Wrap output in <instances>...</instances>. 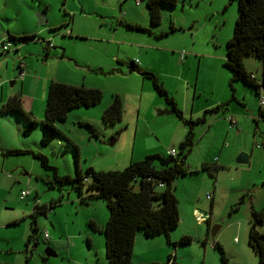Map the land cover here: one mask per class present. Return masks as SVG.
I'll use <instances>...</instances> for the list:
<instances>
[{"label": "rangeland", "instance_id": "1", "mask_svg": "<svg viewBox=\"0 0 264 264\" xmlns=\"http://www.w3.org/2000/svg\"><path fill=\"white\" fill-rule=\"evenodd\" d=\"M144 1L135 5L134 0H0V38L7 30L16 36L30 35V40L20 42L19 53L16 43L6 41L10 47L0 55V93L3 89L5 96L19 94L22 108L39 120L43 117L50 78L84 86L98 85L96 87L102 91L98 104L71 108L64 120L56 121L64 137L56 135L46 145L39 142V122L26 134V120L22 116L0 112V262L106 264L103 234L92 230L88 224L90 219L98 225L105 222L108 216L105 202L84 189L78 193L70 183L60 187L53 185L51 169L41 166L29 151L43 153L58 174L70 176L75 175L76 166L82 172L88 166L95 170L122 169L129 161L147 154L166 153L168 148L176 149L177 143L171 144L167 138L157 139L152 133L156 128L153 118H142L143 110L159 96L150 78L138 70L156 75L154 70L160 66L159 57L168 56L175 63V57L184 51L182 63L194 57L187 73L199 71L201 82L213 79L215 73H230L221 61L237 13L235 0H178L175 6L162 4L160 21L154 25L148 21ZM40 12L46 18L44 24L38 23ZM172 17L181 26H174L170 31ZM128 19L145 30L125 27L123 22ZM108 27L116 28L117 40L127 42L114 43L111 48L118 51L121 59L114 65L113 72L132 73L105 78L94 71L99 57L97 37H105ZM38 29L43 30L36 32ZM40 38L48 39L53 46L44 50ZM60 40H65L63 56ZM136 42L141 46L130 44ZM190 47L195 50V56H191ZM17 54L25 63L30 60L31 67L28 64L25 67L29 74L24 82L13 62ZM248 57L252 63L258 61L254 56ZM132 59L139 62L137 68H129L127 63ZM28 68L31 69L27 71ZM254 73L260 74L258 78L262 82L261 70ZM35 78H47V81L42 80L37 85ZM220 80L227 83L228 79L216 76V81ZM244 87L251 89L246 84ZM40 93L41 105L36 99ZM113 94L120 98L123 117L114 123H105L101 113H94L92 109L111 100ZM230 105L223 118L231 115L235 122L230 124L226 119L224 134L209 128L214 113L206 114L204 121L193 124L194 142L185 157L187 171L172 181L179 218L168 237L177 241L182 234H188L190 242L177 243L174 247L167 242L165 234L147 237L138 228L132 244L131 264L164 261L172 251L178 264H220V253L213 241L221 245L229 264H258L257 254L247 238L252 209L264 208V116L258 113L263 108L258 107L257 92L254 112L247 119L238 112L236 100ZM138 106L139 113L136 112ZM174 115L163 114L157 119L170 121L171 132H174L175 123L182 124ZM84 122L93 125L98 134H90ZM234 126L235 129H228ZM250 130H253V139L234 137ZM11 149L24 151L4 154ZM239 153L247 156L246 163L237 162ZM213 166L216 168H211ZM21 189L30 190L23 199L18 197ZM81 197L84 200H80ZM51 202H54L52 213L34 215L37 232L34 238L27 240L34 204ZM200 215L203 219L197 218ZM43 229L50 236L48 241L42 238ZM256 229L264 233V222L258 223ZM47 248L55 255L44 257Z\"/></svg>", "mask_w": 264, "mask_h": 264}, {"label": "trees", "instance_id": "2", "mask_svg": "<svg viewBox=\"0 0 264 264\" xmlns=\"http://www.w3.org/2000/svg\"><path fill=\"white\" fill-rule=\"evenodd\" d=\"M144 2L148 12V20L154 25L161 18L160 5L175 6L178 0H145ZM235 2L237 13L232 34L225 42L223 65L231 74L228 83L231 90L233 89V81L240 80L257 92L258 83L246 70L243 57L254 56L264 64V0H235ZM123 24L130 29L145 30L138 24ZM174 29L173 26H170V30ZM29 38L30 35L16 36L6 32L5 38L0 40V44L8 40L13 43L25 42L30 40ZM9 47L0 50V53H4ZM127 64L129 68H134L132 60L128 61ZM141 73L150 78L153 89L169 102L174 110L173 113L184 125L185 131L176 144L175 155L169 153L147 154L141 159L129 161L122 169L95 170L88 166L82 172L76 166L75 175L70 176L58 174L56 168L49 165V161L43 153L29 151L39 160L41 166L51 169L50 180L53 185L60 187L70 183L78 193L81 194L84 189L90 192L91 196L100 198L105 202L108 210L105 222L98 225L90 219L88 224L92 230H98L103 234L106 264H131L132 244L138 228H141L147 237L159 233L165 234L167 242L174 247L177 243H189L191 240L188 234H182L177 241H171L168 237L169 231L177 225L179 218L178 200L173 192L172 181L176 176L183 175L187 171L185 157L194 142L193 124L203 121L205 113L215 108L205 109L200 116L195 118L185 117L181 110L175 106L171 97L167 96L157 77L150 71L142 70ZM262 84H264V76ZM46 91L43 117L39 120H36L30 112L22 108L19 94L10 95L0 105V112H15L26 120L24 128L26 134L39 122L41 131L39 142L42 145H46L56 135L64 137L55 123L58 120H64L71 108L96 105L102 99V91L98 87L56 80L49 81ZM122 113L120 98L117 94H113L110 102L101 112V119L105 123H114L121 119ZM259 113L263 115V111ZM83 124L87 126L90 134H98L93 125L88 122ZM68 141L71 142L69 139ZM23 151L11 149L5 151L4 154ZM211 168L215 169L216 167ZM158 180L163 182L162 186H158ZM80 200H84V198L81 197ZM53 206L54 202L47 205L34 204L27 240L34 238L37 232V226L33 223L35 221L34 215L38 212L47 214L45 210L53 208ZM262 222H264V208L252 209L247 242L257 254L258 264H264V233L256 229V225ZM213 246L220 253V264H229L221 245L217 241H213ZM175 257V252L172 251L166 255L164 261H150L141 264H178ZM0 264L16 263L0 262Z\"/></svg>", "mask_w": 264, "mask_h": 264}, {"label": "crops", "instance_id": "3", "mask_svg": "<svg viewBox=\"0 0 264 264\" xmlns=\"http://www.w3.org/2000/svg\"><path fill=\"white\" fill-rule=\"evenodd\" d=\"M172 20H173V23L170 24V26H173V27L179 26V25L181 26V24H179L174 17H172ZM123 23L138 24L136 22H132L130 19L126 20V22H123ZM103 24H104L103 22H100V25H103ZM170 26H169V29H170ZM42 30L38 29V30H36V32H39ZM107 31H109V32L105 31L106 32L105 37H102V36L97 37L98 43H97L96 49H97V53L99 54V57L96 59L98 61L97 62L98 66H96L94 71L97 72L98 74L105 76V78H107L108 75H114L115 74V75L125 76L126 74L132 73L130 71H127L129 73H125V74L113 72L114 68L116 67L114 65L118 61H121V59H119L120 55L118 54V51L114 52L111 50V48L113 47L114 43L126 44L127 42H124L122 40H117L115 38L116 28L108 27ZM170 31H173V30H170ZM7 32L8 33L10 32L12 34V32L9 30H7ZM54 33H56V32H54ZM60 35L61 36L64 35V30L62 32H60ZM5 36H6V32H5V35L0 38V40L5 38ZM40 39L42 40L44 38H40ZM45 40H48V39H45ZM45 40L44 41L42 40L44 42L43 48H44V50L48 51L49 47H52L53 45L48 47L46 45ZM59 43H60V45H63L62 51H61V56H63L64 55L65 40H60ZM19 44L20 43H16V48H15L16 51H18V53H19V48H18ZM130 44H134V45L137 44V45L141 46V44H139L138 42L130 43ZM190 48L192 49L190 52L191 56H193V55L195 56L196 55L195 50L193 49V47H190ZM2 54H4V53H1L0 55H2ZM185 54L183 57H180V53H178V56L175 57L177 60L175 63H172L171 58L168 56L166 58L159 57L158 60H159L160 66L157 70H154L156 75L153 73L156 77L158 76V78H160V80L162 81V84L164 86L163 88L165 89V91L167 93V96L171 97L172 101L175 103V106L181 110L183 116L188 117V118H193L195 116L196 117L199 116L202 113V111L205 109H214L215 108L214 110H211V111H208L207 113H205L204 118H205L206 114L214 113L215 116H213V118H212L213 122L211 123L209 128L216 130L220 134H224V132L226 131V128H225L226 119L223 118V115H224V113H226L229 110L228 109L229 105L233 102V100H236L238 102V112L243 115L244 119H247L249 117V115H252V113L254 112L252 110V107H253V103H254L255 95H256V91L254 88H251L249 85H247V86H249L251 89H248V87L245 88L244 87L245 83L238 80V81H233V83H232L233 89L231 90L229 88V84H228L231 74L230 73L227 74L224 71H222V75L220 73H215L213 75V79H207L206 81L201 82V79L198 76L199 71H197L194 74H190V73L188 74L187 73V68L189 67V62L191 60H193L194 57H192L186 63H182V60L184 59ZM224 58H225V52H224ZM224 58L221 61L222 66H224L223 65ZM20 60L22 62L24 61L23 63H24L26 68H27L26 64H28L29 67H31L29 59L25 63V59H23L20 54H17V56L13 62L15 63V66L17 67L18 72H19ZM132 61L134 62V68L137 65H139L138 61H136L134 59H132ZM243 64H244L246 70L250 74L253 75L255 81H257V82L259 81L258 77L260 75V74L258 75V73H254L256 70H261V77L264 76V64L259 59H258V61H255V63H252L251 58L248 57V55H247V56L243 57ZM199 65H200V61H199ZM33 67H35V64L32 65V68ZM148 68L153 70V68L149 64H148ZM29 69H31V68H28L27 71H29ZM138 71H140V73H141V69H139ZM28 74H25L24 77L20 80L24 82L25 79L27 78ZM216 76L228 79L227 83L222 82L221 80L217 82ZM35 80L37 81V85H38L42 80L47 81V78L46 79L45 78H38V80L35 78ZM51 80H53V79L50 78V80H48V82ZM60 81L66 82V83L70 82L69 80H60ZM241 84H243V85H241ZM44 86H45V84H44ZM86 86L96 87L98 85L86 84ZM248 94L250 95L249 98L247 97ZM10 95H12V94L8 93L5 96L3 89H2L1 93H0V105L4 102L5 97L7 98ZM159 97H154L153 104L151 106L146 107V109L143 110L142 118L146 119L145 116H150L153 118V122H155L156 128L153 129L152 133H153V135H155V137L157 139L167 138L170 140L171 144H176L184 134V131H185L184 125L182 122H181L182 123L181 125L178 123H175V130H174V132H171L172 126L170 125L171 124L170 121L164 120V119H157L159 116L156 113L157 108L158 109L159 108H171L172 109L169 102H167L161 96H159ZM36 99L39 101L38 103H40V105H41V102H42L41 93L39 94L38 98H36ZM109 101H110L109 99L106 100V102H104L102 105H99L98 107L97 106L93 107L92 110L94 111V113H101L102 110L105 108V106H107ZM230 107H231V105H230ZM261 111H263V116H264V108ZM136 112L137 113L140 112L139 106L137 107ZM258 113H259V110H258ZM174 116L179 120V118L176 115H174ZM144 121H145V123H148L147 120H144ZM137 123H138V121H137ZM226 123H227V121H226ZM235 128H236V126L228 127V129H232V130ZM252 132H253V130L246 131V132H243L240 134H236L234 137H243L246 139H253L254 133H252ZM224 139H226V137ZM168 149H166L165 152H167ZM206 196H207V194H206ZM50 213H52V212H50Z\"/></svg>", "mask_w": 264, "mask_h": 264}, {"label": "built area", "instance_id": "4", "mask_svg": "<svg viewBox=\"0 0 264 264\" xmlns=\"http://www.w3.org/2000/svg\"><path fill=\"white\" fill-rule=\"evenodd\" d=\"M134 3L135 5H140L141 3V0H134ZM46 44L47 46H51V42H49V40L46 41ZM10 43L8 42H5V43H1L0 44V50H5L9 47ZM183 54H184V51H181L180 52V57H183ZM26 74L25 72V65L22 61L19 62V72H18V76L20 79H22L24 77V75ZM252 78L253 75L251 74L250 75ZM258 86H257V100H258V107L260 109L264 108V84H262V82L258 81ZM261 110H259L260 112ZM260 114V113H259ZM226 119L230 122V124H234L235 120L234 118L231 116V115H227L226 116ZM166 153H169L171 155H175L176 154V149L171 147L167 150ZM163 185V182L158 180V186H162ZM30 193V190L29 189H21L19 191V194H18V197L19 199H23L25 196H27L28 194ZM38 204L40 205L39 203H35V205ZM52 211V208H47L45 210L46 213H49ZM198 219H203L202 215L198 216L197 217ZM42 238L45 240V241H48L50 239V236L47 232L46 229L43 230L42 232Z\"/></svg>", "mask_w": 264, "mask_h": 264}, {"label": "water", "instance_id": "5", "mask_svg": "<svg viewBox=\"0 0 264 264\" xmlns=\"http://www.w3.org/2000/svg\"><path fill=\"white\" fill-rule=\"evenodd\" d=\"M37 20L39 24H44L46 22V18L44 16L43 12H40L37 14ZM174 110L171 108H159L156 109V113L158 115H163V114H170L173 113ZM237 162L239 163H246L247 162V156L244 153H239L238 156L236 157ZM47 255H55V253L51 249H45V256Z\"/></svg>", "mask_w": 264, "mask_h": 264}]
</instances>
